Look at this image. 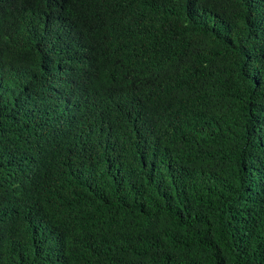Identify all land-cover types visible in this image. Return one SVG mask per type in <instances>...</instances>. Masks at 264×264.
I'll use <instances>...</instances> for the list:
<instances>
[{
  "label": "trees",
  "instance_id": "16d2710c",
  "mask_svg": "<svg viewBox=\"0 0 264 264\" xmlns=\"http://www.w3.org/2000/svg\"><path fill=\"white\" fill-rule=\"evenodd\" d=\"M0 264H264V0H0Z\"/></svg>",
  "mask_w": 264,
  "mask_h": 264
}]
</instances>
